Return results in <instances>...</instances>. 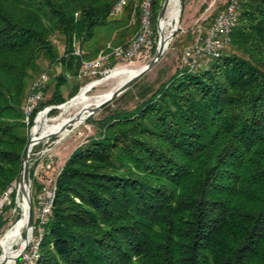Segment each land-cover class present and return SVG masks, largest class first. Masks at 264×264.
I'll list each match as a JSON object with an SVG mask.
<instances>
[{
  "label": "trees",
  "instance_id": "1",
  "mask_svg": "<svg viewBox=\"0 0 264 264\" xmlns=\"http://www.w3.org/2000/svg\"><path fill=\"white\" fill-rule=\"evenodd\" d=\"M114 2L0 0V196L23 167L32 80L45 60L60 64L45 103H64L75 44L111 20L110 39ZM231 36L206 66L181 65L157 87L141 77L88 118L98 135L65 161L32 264H264V0H240ZM119 102L134 105L109 108Z\"/></svg>",
  "mask_w": 264,
  "mask_h": 264
},
{
  "label": "built area",
  "instance_id": "2",
  "mask_svg": "<svg viewBox=\"0 0 264 264\" xmlns=\"http://www.w3.org/2000/svg\"><path fill=\"white\" fill-rule=\"evenodd\" d=\"M153 3L154 0H115L110 8L109 18H118L132 4L133 12L130 23H135L138 18L139 28L125 44H115L109 41L95 58L87 59L84 49L75 44V54L82 58L78 73L79 79L95 75L101 69L108 72L120 65L133 62L145 52L149 53L152 50L156 43ZM213 5L214 2L195 20L189 31L191 39L181 53V65L190 70L206 66L215 58L220 57L230 42L232 31L237 24L240 0H226L216 13L211 10ZM49 81L50 74L47 71L38 75L32 81L23 107L28 136L27 145H29L30 152L31 190L34 189L37 193L35 197L32 193L34 206L32 231L38 235H35L36 240L18 259L6 256L2 240L9 228L5 229V227L7 221L9 225L12 224L11 227L13 226V220L21 207L18 193L15 206L7 209L11 206L13 191L16 189L18 192L19 190L15 182L0 196V264H32L33 258L37 256L38 243L44 232V226L52 214L56 180L63 167L55 166V155L51 152L50 145L54 142V137L60 140L69 134V127L60 129L55 136H51L57 129L49 130V126L58 124L62 115V113L54 115V111L61 109L64 104H44ZM4 230H6L5 233H3Z\"/></svg>",
  "mask_w": 264,
  "mask_h": 264
},
{
  "label": "rangeland",
  "instance_id": "3",
  "mask_svg": "<svg viewBox=\"0 0 264 264\" xmlns=\"http://www.w3.org/2000/svg\"><path fill=\"white\" fill-rule=\"evenodd\" d=\"M182 1H183V6L181 8L180 17H179V28L173 35V38L171 39L169 46L165 50L162 57L142 77L143 82H146V83L156 82V87H157L159 85V81L167 80L176 71L177 68L181 67V60H180L181 53L184 47L189 43L191 39L189 31H190L191 26L195 22V20L199 18L203 12H205V10L210 6L212 2H214V5L212 6L211 10H213V12L216 13L222 8L226 0H182ZM128 12H129V9H126L125 12L121 14L118 18L112 19L118 22V24L121 26L123 25V23L125 24L124 27L122 26L120 32L122 33V35L125 37V40L127 41H129L134 35V33L137 31L135 24L126 25ZM175 16H176V12H174L171 15V17L168 19L167 24H166V29H165L166 32L172 30V27L174 25ZM111 26H112L111 20L108 24L98 26L96 28L94 36L90 40L85 41L84 46H82V48L84 47V49L93 51L98 45H100L103 42L104 35L105 36L111 35L113 31ZM159 37H160V34L158 30V19H157V26H156V33H155V41L157 44L159 41ZM231 39H232V36H231ZM231 39L225 51L231 49ZM54 40L57 46L59 47L60 52L62 53L64 50V41L60 39V37H55ZM154 54L155 52H153L152 50L149 53L145 52L143 56L136 58L133 62L123 64L121 65V67H129V68L142 67L143 65L149 63L153 59ZM87 59H91V58L88 56ZM62 70H63V67L60 64L49 65V62L47 60L43 62L42 71H47L50 74V81L46 88L45 101L47 100V98L51 97L54 91L56 75L60 74ZM116 70L117 69L113 71H116ZM111 71L112 70L105 72L104 69H101L100 72L96 73L95 75H92V76H89L83 79H79L78 77L77 78L69 77L68 81L62 86V92H63V95L67 98L65 102L67 103L69 100L70 101L67 103V106L64 109L61 108V109H57L54 111V115H60L62 113L59 119L60 122L58 124L62 122H66L70 117L75 115V112H76V110L74 109L75 102H72L71 99L75 95H77L80 92V89L82 87L84 88L86 84L89 85L95 80L105 78L100 83L95 85L91 90L83 93L80 97H78L77 101L83 100L88 95L109 92L116 85V82H117L115 78L110 77V74L113 72ZM75 86H79V89L77 90L75 95L70 97V95L74 92ZM45 101H44V104H47L45 103ZM120 104L125 105L127 107H132L134 105L133 102H129L126 104L119 102V103L110 104L109 108L113 109L115 107H118ZM93 115L95 116L96 119L101 116L100 113H97V114L95 113ZM70 129L71 131L69 132V134H67L63 139L59 140L58 137H54V142H52V144L50 145L51 152L55 155V166L57 168L63 167L65 161L68 159V157L72 154V152L76 148L85 144L91 138V136L98 135L95 124L88 122V120L83 121L77 126L71 125ZM50 173L51 172H49V174ZM16 182H17L16 187H18L19 183L18 181ZM18 193H19V190L17 194ZM32 193L34 197L37 194L34 189L33 191H31V194ZM23 200L24 199L22 195V202ZM20 206L21 207H19L18 214L15 216L13 223H16V221L18 220V217L22 218L23 216L24 208L22 205ZM11 225L12 224L9 225L7 221L5 229L10 228ZM5 231L6 230H4L3 233H5ZM25 233H26V229H24L20 234L22 235V237H24ZM35 240H36L35 231L34 232L32 231L29 244L27 245L26 248H28L29 245L33 244ZM11 242L12 244L15 245V247H17L16 236L15 237L12 236Z\"/></svg>",
  "mask_w": 264,
  "mask_h": 264
},
{
  "label": "bare ground",
  "instance_id": "4",
  "mask_svg": "<svg viewBox=\"0 0 264 264\" xmlns=\"http://www.w3.org/2000/svg\"><path fill=\"white\" fill-rule=\"evenodd\" d=\"M174 12H176V16L174 19V25L172 27V30L179 27V17H180V12H181L180 0H170L166 15L160 21L161 32H162V35L166 39H168L170 37V34L172 32V30L166 32V30H165L166 24H167L168 19L171 17V15ZM143 66H145V65H143ZM142 67L129 68V67H121V65H120V66L114 68L113 70H115V69H117V70L116 71L112 70L113 72L111 71L112 73L110 72L111 74L110 73L109 74H110V77L115 78L117 82H116V85L109 92L99 93V94L96 93L93 95H88L83 100L77 101L78 97H80L83 93L91 90L95 85L100 83L105 78L95 80L94 82H92L89 85L86 84L87 85V86L85 85L86 87L85 86H84V88L82 87L80 93L76 97L71 99L72 102H75L74 109L76 110L75 116L77 118L74 125L77 126L78 124L82 123L84 121L85 116L88 113V110H90L93 105H96V104L100 103L101 101H103L110 94V92H112L115 88L120 86L128 78L132 77L134 74L139 72V70ZM70 118L66 122H62L60 124L49 126V130H55V129L59 128L60 126H62L63 124L69 123ZM22 189H23L22 187L19 188V195H20L19 201H20V205H22L24 208L23 216L20 220H18L19 222L16 221V223H14L13 226L8 229L4 239L2 240V243L4 244V248L6 250V256L11 257V258L16 257L17 255H19L23 251V249L25 248V246L27 245V243L31 237L30 231L27 228V216H28V195H27V191H28V186H26V188H25L26 192L24 194L22 193ZM22 195H23V199H24L23 202H22ZM24 229H26L25 234H27V235L26 236L24 235V237H22V235L20 233ZM12 236H14V237L16 236V238H17V243H16L17 247H15V245L12 244V242H11ZM12 248L14 250H12Z\"/></svg>",
  "mask_w": 264,
  "mask_h": 264
},
{
  "label": "water",
  "instance_id": "5",
  "mask_svg": "<svg viewBox=\"0 0 264 264\" xmlns=\"http://www.w3.org/2000/svg\"><path fill=\"white\" fill-rule=\"evenodd\" d=\"M170 0H163L161 3V7L158 13V30H159V41L156 47V51L154 54L153 59L145 64V66H143L139 72H137L136 74H134L132 77L128 78L125 82H123L120 86H118L117 88H115L112 92H110V94L100 103L96 104L95 106H93L90 110H88L87 115L84 118L85 120H88L89 117H91L93 114L97 113L104 105L108 104L109 102H111L112 100H114L116 97L120 96L123 92H125L127 89H129L132 85H134L141 77H143L155 64L156 62L162 57V55L164 54L165 50L167 49V47L169 46V43L171 41V39L173 38V35L175 34V32L178 30V28L172 30L170 37L168 39H166L161 32V28H160V21L165 17L168 6H169ZM183 6V1L180 0V9ZM82 89V88H81ZM80 89V91H81ZM80 93V92H79ZM78 93V94H79ZM77 94V95H78ZM77 95H75L74 97H76ZM73 97V98H74ZM66 102H64L63 104H65ZM76 116H72L70 118L69 123H65L62 126H60L59 128H57V130L51 134V136H55L60 129H65L68 128L69 132L71 131L70 126L74 125V123L76 122ZM18 183H19V188H23L22 189V193L24 194L26 192L25 188L26 186H28V191H27V195H28V216H27V228L30 231V234L32 232V227H33V201H32V194H31V176H30V152H29V145L26 146L25 152L23 154V167L18 179ZM21 218V217H20ZM27 234H25L26 236ZM29 243V241H28ZM27 243V245H28ZM27 245L25 246V248L23 249V251L17 255L16 257H14L15 259H18L21 254L25 251Z\"/></svg>",
  "mask_w": 264,
  "mask_h": 264
},
{
  "label": "crops",
  "instance_id": "6",
  "mask_svg": "<svg viewBox=\"0 0 264 264\" xmlns=\"http://www.w3.org/2000/svg\"><path fill=\"white\" fill-rule=\"evenodd\" d=\"M113 25L117 26V29L114 31V33L112 34V36L108 40H106L105 35H104L103 42L100 45L106 44L109 41L116 42V41H119V40H124V42H126V43L128 42L127 40H125V37L124 36H121L122 33L120 32L122 26L124 27L125 24L123 23V25L121 26V25L118 24V22H115ZM83 46H84V44H83ZM83 49H84V47H83ZM84 51L86 52V54L89 57H91V58L94 57V56L91 55L94 50L93 51H90V50L84 49Z\"/></svg>",
  "mask_w": 264,
  "mask_h": 264
}]
</instances>
